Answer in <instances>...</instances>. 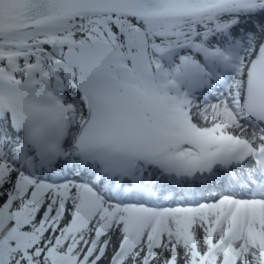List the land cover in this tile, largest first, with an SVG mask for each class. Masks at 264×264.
<instances>
[{"label": "snow or ice", "instance_id": "1", "mask_svg": "<svg viewBox=\"0 0 264 264\" xmlns=\"http://www.w3.org/2000/svg\"><path fill=\"white\" fill-rule=\"evenodd\" d=\"M0 264H264V0H0Z\"/></svg>", "mask_w": 264, "mask_h": 264}]
</instances>
